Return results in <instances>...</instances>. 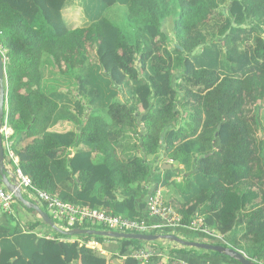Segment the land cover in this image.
<instances>
[{
  "label": "trees",
  "instance_id": "obj_1",
  "mask_svg": "<svg viewBox=\"0 0 264 264\" xmlns=\"http://www.w3.org/2000/svg\"><path fill=\"white\" fill-rule=\"evenodd\" d=\"M0 46L4 122L36 188L131 219L162 189L182 225L202 218L224 235L208 241L264 264V0H0ZM14 209L0 264H167L135 258L152 247L142 241L67 236ZM154 248L194 264L179 254L211 255Z\"/></svg>",
  "mask_w": 264,
  "mask_h": 264
},
{
  "label": "built area",
  "instance_id": "obj_2",
  "mask_svg": "<svg viewBox=\"0 0 264 264\" xmlns=\"http://www.w3.org/2000/svg\"><path fill=\"white\" fill-rule=\"evenodd\" d=\"M0 53L6 67L8 58L2 46H0ZM2 131L6 160L11 161L13 165H15L13 169L23 189L25 191H31L39 202L45 204L52 219L59 227L65 230L75 228V223L78 221H86L118 232L149 234L161 233L160 231L185 229L197 234L199 233V235L202 234L210 239L224 240V235L210 230L204 224L202 218L197 217L189 225H182L179 213L176 212L173 207L166 204L162 189H156L155 192H152V194L148 196V217L145 218L137 217L131 219L128 217H120L107 213L105 210L93 209L88 206L80 207L66 203L49 192L38 189L33 185L31 178L25 174L20 166V158L13 149V142L11 140L13 129L8 125L7 121L4 122ZM166 163H173V160H168ZM15 203L16 198L14 194L7 190L0 178V213L7 215L14 214ZM64 220L67 221L66 226L63 224ZM59 222H62V224ZM88 246L93 249H98L103 254L107 252L103 249L102 245L97 242H90ZM134 257L144 263H149L155 257H164L167 264H194L188 260L168 255L154 247L138 250L135 252Z\"/></svg>",
  "mask_w": 264,
  "mask_h": 264
},
{
  "label": "water",
  "instance_id": "obj_3",
  "mask_svg": "<svg viewBox=\"0 0 264 264\" xmlns=\"http://www.w3.org/2000/svg\"><path fill=\"white\" fill-rule=\"evenodd\" d=\"M5 76H6L5 65H4L3 57L0 53V177H1V181L4 184V186L7 188V190L14 194L18 202H20L22 205H24L29 209L35 210L39 214L45 225L52 228L55 232L67 236L99 235L109 238L139 240L143 242H154L158 240H163L170 243L179 244L182 247H193L196 249L214 251L217 252L218 254L228 256L240 264H259L256 261L248 258L243 252L233 247L224 246L221 244L185 240L179 237L176 233L141 234V233L118 232L112 230L82 229L78 227L70 230H65L59 227L56 224V222L52 219V217L49 215V213H47L42 209L40 203L36 199L31 198L29 200L25 198L24 189L20 181L18 180L14 172V169L11 166H9V164L7 163L4 141H3V131H2L5 120V110L7 106V95H8V91L4 83ZM164 167L172 168L173 163H165Z\"/></svg>",
  "mask_w": 264,
  "mask_h": 264
},
{
  "label": "crops",
  "instance_id": "obj_4",
  "mask_svg": "<svg viewBox=\"0 0 264 264\" xmlns=\"http://www.w3.org/2000/svg\"><path fill=\"white\" fill-rule=\"evenodd\" d=\"M7 163H8V162H7ZM9 166H11V165H9ZM11 167H12V166H11ZM24 193L27 194V198H28L29 200H30L31 198H34L33 196H31V195L28 193V191H25V190H24ZM40 206H41V204H40ZM14 207H15V206H14ZM41 207H42V206H41ZM14 214H15V209H14ZM6 220H7V214H2V213H0V223H5ZM44 225H45V224H44ZM46 230L48 231L49 228L45 229V231H46ZM183 230H185V229H183ZM180 232H182V233H186V232L181 231V230H180ZM187 232L191 233V235L194 233V232L189 231V230H187ZM194 234H197V233H194ZM201 236L204 237V238L206 239V241H205L204 238H203L204 241H199V239H198V240H195V241L211 243L210 241H208V239H210V238H208V237H206V236H204V235H202V234H201ZM183 239H184V238H183ZM185 240H191V239H185ZM72 241H74V240H72ZM174 246L177 247V248L182 247L181 245L178 246V244H174ZM106 247H107V249H108V248H110V249H111V248H112V249H115L116 246L113 244V242H109V243L106 245ZM179 256H181V257H185V258L190 259V260H193V261H195L196 263H200V264H237V263H235L233 260H231L230 258H228V257H226V256H224V255H221V254H218V255L213 254V255L208 256V258H205L204 254L201 253V252H191L190 254H185V253H183L182 255L179 254ZM205 260H206V261H205Z\"/></svg>",
  "mask_w": 264,
  "mask_h": 264
},
{
  "label": "rangeland",
  "instance_id": "obj_5",
  "mask_svg": "<svg viewBox=\"0 0 264 264\" xmlns=\"http://www.w3.org/2000/svg\"><path fill=\"white\" fill-rule=\"evenodd\" d=\"M113 17L115 18L114 21H119V15L118 14H114ZM262 110V111H261ZM259 110V126H260V129L263 131L264 133V102H263V105H262V109ZM261 121V122H260ZM42 206V204H41ZM177 235L181 238H184V239H193V240H198L196 234H192L191 233H182V232H179V231H176ZM191 240V241H193ZM143 242V241H142ZM146 244H148V246H152V247H161L163 244H176V243H170V242H165L163 240H158V241H154V242H144ZM179 246V244H178ZM187 248H193V247H187ZM196 249V248H195ZM197 250H202V249H197ZM165 251H167V248H165ZM209 254L213 255V252L212 251H207ZM215 254V253H214ZM218 255V254H216Z\"/></svg>",
  "mask_w": 264,
  "mask_h": 264
}]
</instances>
